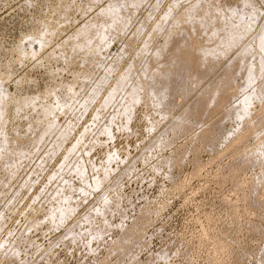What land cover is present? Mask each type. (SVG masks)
Wrapping results in <instances>:
<instances>
[{
  "label": "rangeland",
  "instance_id": "374dc122",
  "mask_svg": "<svg viewBox=\"0 0 264 264\" xmlns=\"http://www.w3.org/2000/svg\"><path fill=\"white\" fill-rule=\"evenodd\" d=\"M263 104L264 0H0V264H264Z\"/></svg>",
  "mask_w": 264,
  "mask_h": 264
},
{
  "label": "bare ground",
  "instance_id": "6f19581e",
  "mask_svg": "<svg viewBox=\"0 0 264 264\" xmlns=\"http://www.w3.org/2000/svg\"><path fill=\"white\" fill-rule=\"evenodd\" d=\"M110 15V14H109ZM184 17V16H183ZM184 20V19H183ZM187 26V25H186ZM81 34H82V30L81 31H79L78 32V35H80L81 36ZM193 36V35H192ZM79 37V36H78ZM196 37V36H195ZM199 37V36H198ZM191 39H192V37H191ZM198 39H200V38H194L193 39V42L191 43V44H193V46L191 47V48H189V47H187L186 49H181V50H179L178 52H179V54L181 55V57H183V58H185L186 59V61H187V63H188V67H189V69L190 70H192V73L194 74L195 72L197 73L198 71V73L200 74V69L202 68V66H200V64H202V62L205 60V59H203V56L205 55V54H203V47L201 48H198L199 46H200V41L198 40ZM205 40V39H204ZM177 45V44H176ZM201 45H202V43H201ZM205 49V48H204ZM207 51V50H206ZM206 53V52H205ZM206 56V55H205ZM210 56V55H209ZM208 56V57H209ZM207 57V56H206ZM183 60V59H182ZM208 60V59H207ZM184 61V60H183ZM180 62V61H179ZM181 63V62H180ZM185 64H186V62H185ZM182 65H183V63H182ZM176 66V65H175ZM181 66V65H180ZM186 66V65H185ZM182 67V66H181ZM180 67V68H181ZM183 67H184V65H183ZM186 68V67H185ZM182 69V68H181ZM184 70V69H183ZM190 70H188V71H190ZM230 71V70H229ZM188 74V73H187ZM198 74V75H199ZM174 77L175 76H173V79H174ZM190 77V76H189ZM188 78V77H187ZM193 80V79H192ZM226 80V79H225ZM215 81V80H214ZM221 84V83H220ZM167 86V85H166ZM235 86V85H234ZM237 86V85H236ZM146 87V86H145ZM212 88V87H211ZM231 88H233V90L235 89L234 87H232L231 86ZM230 88V89H231ZM146 89V88H145ZM229 89V88H228ZM148 90V89H147ZM227 90V89H226ZM211 91V90H210ZM220 91H222V90H219L218 92H220ZM145 92V91H144ZM233 92V91H232ZM236 92V91H235ZM208 94V93H207ZM210 94V93H209ZM208 94V96H205L204 94V96H201L199 99H197L196 101H193L194 103H192L189 107H188V111H186V112H188L189 114H193V113H196V114H198L199 116L200 115H202V112H205V109H206V107L207 106H209V103L207 104L206 103V97H208V98H210L211 96H212V94H211V96ZM233 93H231L230 91H228V92H226L225 94L224 93H221V95H220V93H218V95H219V98L217 99V100H215L216 102H215V104L213 105L214 107L212 108V107H210V108H212L210 111L211 112H215V113H217L216 111H218L219 109H221L222 107H224L225 105H226V103L228 102V100H231L230 99V97H231V95H232ZM177 95V94H176ZM202 95V94H201ZM234 95H235V93H234ZM233 95V96H234ZM146 96V95H145ZM210 96V97H209ZM199 97V96H198ZM232 98V97H231ZM215 99H216V97H215ZM210 100V99H209ZM211 101V100H210ZM209 102V101H208ZM228 105H229V103H227ZM189 105V104H188ZM264 105V104H263ZM262 105V106H263ZM227 106V105H226ZM225 106V107H226ZM208 110V109H207ZM206 110V111H207ZM229 110V109H228ZM262 110H264V107H263V109ZM209 111V110H208ZM207 111V112H208ZM226 111V110H225ZM226 112H228V111H226ZM262 112V111H261ZM206 113V112H205ZM210 113V112H209ZM185 114V113H184ZM184 114H182V115H184ZM214 114V113H213ZM209 115V114H208ZM263 115V114H262ZM189 116V115H188ZM193 116H194V114H193ZM211 116V115H210ZM184 117H187V115L186 116H184ZM204 117V116H203ZM208 117V116H207ZM220 117H222V116H220ZM219 117V118H220ZM190 118V117H189ZM189 118H186V119H189ZM193 118V117H192ZM196 118V117H195ZM202 118V117H201ZM194 120V119H193ZM196 120H197V118H196ZM201 120V119H200ZM199 120V121H200ZM216 120H218V119H216ZM191 121V120H190ZM214 121V120H213ZM198 122V121H197ZM215 122V121H214ZM213 122H211V124H212ZM189 125H191L192 126V124H190V123H188ZM210 124V125H211ZM187 125V124H186ZM219 125V124H218ZM213 126H215V125H213ZM216 126H217V124H216ZM215 126V127H216ZM221 126H224V125H221ZM220 127V126H219ZM254 127V126H253ZM218 128V127H217ZM220 128H222V127H220ZM173 129V128H172ZM183 129H185V128H183ZM193 129V128H192ZM211 129L212 128H210V127H207L206 126V128H204L201 132H198V133H200V134H198V135H200V136H203L204 138H205V140L207 139V141H205V143L207 142L208 143V140H210L211 138H212V136H213V133H212V131H211ZM219 129V128H218ZM248 129H250V128H248ZM182 130V129H181ZM222 130V129H221ZM220 130V131H221ZM183 131V130H182ZM253 131V130H252ZM251 131V132H252ZM189 132V131H188ZM250 131H246L245 133H242L241 135H239V137H237L235 140H234V143H235V145H236V143H239L240 141H242L244 138H247V135L248 134H250L249 133ZM254 132V131H253ZM187 133V132H186ZM214 133H217V132H214ZM220 133V132H219ZM224 133V132H223ZM197 135V136H198ZM177 136V135H176ZM217 136H219L218 134H217ZM216 136V137H217ZM250 136V135H249ZM175 137V136H174ZM173 137V138H174ZM196 137V136H195ZM197 138V137H196ZM204 138H202V139H204ZM221 138V137H220ZM176 139V138H175ZM248 139V138H247ZM172 140V139H171ZM174 140V139H173ZM197 140V139H196ZM261 140V139H260ZM169 141V140H168ZM218 141H220V140H218ZM244 141H245V139H244ZM165 142V141H164ZM170 142V141H169ZM173 142V141H172ZM214 143L216 142V141H213ZM203 143V142H202ZM242 143V142H241ZM204 144V143H203ZM202 144V145H203ZM212 144V143H211ZM250 145H251V143H249ZM256 144V143H255ZM187 145V144H186ZM214 145V144H213ZM233 145V144H232ZM244 145V144H243ZM257 145V144H256ZM237 146V145H236ZM248 146V145H247ZM232 147H234V146H232ZM231 148V147H230ZM241 148V147H240ZM244 148V147H243ZM242 148V149H243ZM250 148V147H249ZM185 149V148H184ZM195 149V148H194ZM228 149V148H227ZM235 149V148H234ZM236 149H239V148H236ZM248 149V148H247ZM245 150V149H244ZM243 151V150H242ZM241 151V152H242ZM245 152V151H244ZM236 153H238V151H236ZM183 154V153H182ZM177 155H178V153H177ZM238 155V154H237ZM240 155V154H239ZM179 156V155H178ZM177 156V157H178ZM181 156V155H180ZM235 156V155H234ZM242 156V155H241ZM245 156V155H244ZM248 156V154L245 156V157H247ZM182 157V156H181ZM236 157V156H235ZM238 157V156H237ZM240 157V156H239ZM241 158H243V157H241ZM179 159V158H178ZM182 159V158H181ZM234 159V158H233ZM239 159V158H238ZM174 160H176V159H174ZM183 160V159H182ZM235 160V159H234ZM241 160V159H240ZM239 160V161H240ZM178 161H180V159L178 160ZM239 161H237L238 162V164L237 165H235V167H233L234 165H232V169H233V172H234V174L235 175H238L239 174V171L240 170H242L243 169V166H242V164H243V161H241V162H239ZM177 162V161H176ZM235 162V161H234ZM201 163V162H200ZM231 163V162H230ZM174 164V163H173ZM199 164V163H198ZM197 164V165H198ZM233 164V163H232ZM201 166H202V164H201ZM231 166V165H230ZM229 167V166H228ZM227 167V168H228ZM199 168V167H198ZM202 168V167H201ZM231 170V169H230ZM197 171V170H196ZM246 171V170H245ZM199 172V171H198ZM228 172H229V170H228ZM232 172V171H231ZM232 174V173H231ZM233 175V174H232ZM229 176V174L227 175V177ZM238 179V178H237ZM241 184V183H240ZM243 184V183H242ZM247 198V197H246ZM250 198V197H249ZM244 199H245V197H244ZM251 199V198H250ZM258 199V198H257ZM250 202V201H249ZM249 206V205H248Z\"/></svg>",
  "mask_w": 264,
  "mask_h": 264
}]
</instances>
